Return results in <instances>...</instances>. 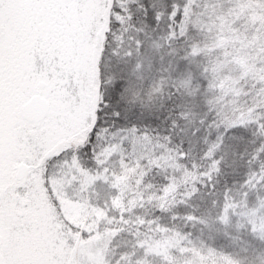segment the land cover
Listing matches in <instances>:
<instances>
[{
  "label": "snow or ice",
  "instance_id": "1",
  "mask_svg": "<svg viewBox=\"0 0 264 264\" xmlns=\"http://www.w3.org/2000/svg\"><path fill=\"white\" fill-rule=\"evenodd\" d=\"M208 7L0 0V264H84L79 241L90 244L110 228L131 240L106 264H150L157 255L162 264H264V79L249 90L246 69L223 46L219 67L201 63L208 49L194 33L204 31L196 24ZM255 11L264 17V8ZM173 159L191 164L170 177ZM152 160L154 171H165L160 197L184 171L177 207L189 211L168 219L201 225L199 247L191 233L158 229L155 217L147 229L139 217H113L130 172ZM98 186L111 195L101 200ZM42 194L65 225L62 256L61 240L39 222ZM65 201L90 214L83 228L66 218ZM221 230L232 243L217 247L213 233ZM172 232L178 257L166 245L160 252Z\"/></svg>",
  "mask_w": 264,
  "mask_h": 264
},
{
  "label": "trees",
  "instance_id": "2",
  "mask_svg": "<svg viewBox=\"0 0 264 264\" xmlns=\"http://www.w3.org/2000/svg\"><path fill=\"white\" fill-rule=\"evenodd\" d=\"M251 3V9L241 12L236 11L240 4L234 5L229 3L228 0H202L203 3L209 5H214V7H208L207 11L204 13L203 25L197 23L196 27L204 26V31L199 33H194L197 36V39L200 40L201 44L208 49L205 52L204 56L201 58V63H208L211 65H217V56H223L224 53L219 51L221 46L227 48L229 54L236 53L237 56L234 59H237L238 62L241 55H244L246 52L240 54L242 49L245 50L248 47V42L244 41V37L241 40L240 35L243 34L241 28L242 20L252 21L249 18V13L253 15L255 20H263L264 17L255 14V9L259 6L264 8V0L262 4L258 6L259 0H249ZM263 6V7H262ZM199 11V10H198ZM239 15L240 17H237ZM210 18V19H209ZM252 23V22H250ZM245 27V26H244ZM264 29V27H263ZM244 35V34H243ZM241 35V37L243 36ZM217 39L220 41L219 44H214L213 40ZM236 39H240V43L236 42ZM216 48L217 51L213 52L212 49ZM240 50V51H239ZM254 54V52H250ZM248 52V54H250ZM237 65H224L225 69L235 68ZM235 75V74H234ZM249 90H251L252 85L257 84V80H250L246 82ZM212 98L211 96L209 97ZM242 100L243 97H240ZM230 102V101H229ZM147 159V155L145 156ZM155 160L149 162V165L146 167H140L138 171H131L129 177L131 179L130 189L124 192L123 198L120 201V205L117 210L113 212L114 218H119L120 213H127L129 217L134 222L137 217L145 221L144 227L148 228V224L152 221L153 217L157 218L160 222L156 225L158 229H175L180 233H191V238L196 241L197 247H199V239L201 237V225L192 227L191 225L185 227L183 221H178L175 224H172L168 217L173 213H184L189 211L183 206L177 207L178 202L182 199L184 192V181L185 173L183 170H177L174 174L176 176V187L172 191L166 193L163 197H160L158 194V189L161 186L165 185L163 179L165 171L162 168L159 172L154 171L152 165L155 163ZM187 163L188 165L191 162H180L176 160H171L167 166V174L171 177L173 175V168L179 166L180 169L183 168V165ZM188 171H191V168H188ZM190 179V178H189ZM190 186V185H189ZM193 204H199L201 210L203 211L208 205L201 203L199 201H192ZM39 222L42 225L43 230L47 235L53 237L54 239L61 240V245L56 248V252L59 255H64L65 248L64 245L67 243V240L64 239L63 228L65 227L64 222L60 220V213L57 211L56 207L53 205L51 199L47 195L41 196L39 200ZM158 209H164L160 211ZM63 211V208H62ZM103 227V226H101ZM219 225L214 226V228H219ZM117 229L110 228L108 233L103 237L97 235L93 242L90 244H85L83 241H79V255L84 261V264H106V257L113 258L118 256L120 253L128 249L131 238L127 235V232L117 233ZM71 235V232L68 233ZM155 232H153V235ZM215 235V245L217 247L227 246L232 243V240L223 235V230L220 233H213ZM207 230L205 231L203 239L207 241ZM232 236H235L236 233L232 232ZM76 237H79V233L76 234ZM114 237V238H113ZM176 232L171 233V238L165 241L161 246L165 245L170 249L169 254H175L177 257L178 253H175V248L177 246L178 240L175 238ZM83 251H82V248ZM93 250L96 254H93V258H90L86 251L84 250ZM162 248V247H160ZM73 253L76 252V249L72 250ZM150 264H162L161 258L159 255L155 257H149ZM183 264V261L180 262Z\"/></svg>",
  "mask_w": 264,
  "mask_h": 264
},
{
  "label": "rangeland",
  "instance_id": "3",
  "mask_svg": "<svg viewBox=\"0 0 264 264\" xmlns=\"http://www.w3.org/2000/svg\"><path fill=\"white\" fill-rule=\"evenodd\" d=\"M257 2L259 3L258 6L262 4V0H259ZM250 7H251V3L249 0H247V3H241L236 11H239V10L241 12L247 11ZM260 8L261 6L257 7L256 9H260ZM255 14L259 15L257 11H255ZM237 17H240V16L237 15ZM249 18H251L252 20H255V18L253 19V15L251 13H249ZM255 21H257L255 24L250 23L248 20H245V19L241 21L242 26L240 29H242L244 35L241 33V35L243 36L241 37L240 35L239 37L242 40L243 37L245 36L243 42L247 41L249 48L245 50L242 49V52L240 54L244 53L243 51H245L246 53L244 55H241L242 57L240 58L238 63L240 66L246 69L250 80L256 79L258 81L259 79H264V74H262L261 72V63H260L261 61H264V29H263L264 25L260 23V21H262L261 19L260 20L256 19ZM256 32H260L261 35L257 36ZM240 39H236V42L240 43ZM251 51L254 52V54H251L250 53ZM248 52L250 54H248ZM130 186H131V179L129 177L125 181L124 192L128 191L130 189ZM97 190L100 194L101 200L111 195L109 189L106 186H98ZM62 208H63V212L66 214V218L69 219L72 223L78 224L81 228H83L85 226L86 221L90 219V214H88L86 210L83 209L82 206L73 204L71 201H65ZM90 227H93V228L96 227L95 222L91 224ZM160 247H162L160 248V252H164L165 247L164 246H160ZM87 249L88 248H86L84 252L86 251L87 255L90 258H93L92 257L93 254H96V253L93 250L87 251ZM82 251H83V248H82Z\"/></svg>",
  "mask_w": 264,
  "mask_h": 264
}]
</instances>
